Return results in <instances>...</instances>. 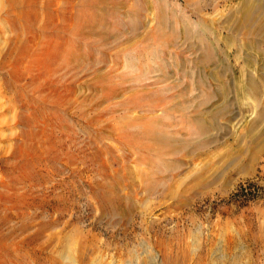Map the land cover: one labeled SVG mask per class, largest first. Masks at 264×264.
Masks as SVG:
<instances>
[{"label":"rangeland","instance_id":"obj_1","mask_svg":"<svg viewBox=\"0 0 264 264\" xmlns=\"http://www.w3.org/2000/svg\"><path fill=\"white\" fill-rule=\"evenodd\" d=\"M262 26L264 0H0V264H264Z\"/></svg>","mask_w":264,"mask_h":264},{"label":"bare ground","instance_id":"obj_2","mask_svg":"<svg viewBox=\"0 0 264 264\" xmlns=\"http://www.w3.org/2000/svg\"><path fill=\"white\" fill-rule=\"evenodd\" d=\"M245 14H247V13H245ZM248 15V14H247ZM249 16V15H248ZM251 17V16H250ZM250 17L249 18H247L246 17V19L244 18V21L243 22H245L246 23V25H247V23L249 22V21H251L250 20ZM253 21V20H252ZM252 23V22H251ZM261 25V24H260ZM263 28H264V26H262ZM262 27L260 28V29H262ZM259 28V27H258Z\"/></svg>","mask_w":264,"mask_h":264}]
</instances>
